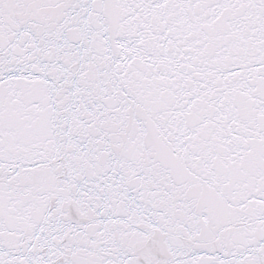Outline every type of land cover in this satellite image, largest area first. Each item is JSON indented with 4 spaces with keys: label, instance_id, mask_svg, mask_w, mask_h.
I'll use <instances>...</instances> for the list:
<instances>
[{
    "label": "snow or ice",
    "instance_id": "6c2138e0",
    "mask_svg": "<svg viewBox=\"0 0 264 264\" xmlns=\"http://www.w3.org/2000/svg\"><path fill=\"white\" fill-rule=\"evenodd\" d=\"M0 264H264V0H0Z\"/></svg>",
    "mask_w": 264,
    "mask_h": 264
}]
</instances>
